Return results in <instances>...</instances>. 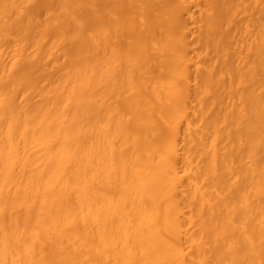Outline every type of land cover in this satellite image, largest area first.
Masks as SVG:
<instances>
[{
    "label": "bare ground",
    "instance_id": "obj_1",
    "mask_svg": "<svg viewBox=\"0 0 264 264\" xmlns=\"http://www.w3.org/2000/svg\"><path fill=\"white\" fill-rule=\"evenodd\" d=\"M0 264H264V0H0Z\"/></svg>",
    "mask_w": 264,
    "mask_h": 264
},
{
    "label": "rangeland",
    "instance_id": "obj_2",
    "mask_svg": "<svg viewBox=\"0 0 264 264\" xmlns=\"http://www.w3.org/2000/svg\"><path fill=\"white\" fill-rule=\"evenodd\" d=\"M190 5H191V6H190ZM193 5H194V4H192V3H191V4H189V5H188V7H189L188 9H189V11H191L192 13H194V12L196 13V12H197V11H195V9H196V6H195V8L193 9V10H194V12H193V10H190L191 8H193V7H194ZM183 16H184V17H186L184 14H183ZM184 17H183V18H184ZM184 19H186V18H184ZM189 27H191L190 29H192V26H191V25H190ZM189 36H190V37H189ZM188 38H189V39H188V41L190 40V42H189V43H191V42L193 41V39H192L193 37L191 36V34H190V35H188ZM191 39H192V40H191Z\"/></svg>",
    "mask_w": 264,
    "mask_h": 264
}]
</instances>
